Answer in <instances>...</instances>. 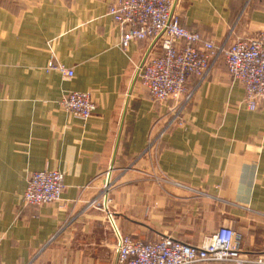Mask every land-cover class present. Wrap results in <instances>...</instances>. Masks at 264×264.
Instances as JSON below:
<instances>
[{
	"label": "crops",
	"instance_id": "crops-1",
	"mask_svg": "<svg viewBox=\"0 0 264 264\" xmlns=\"http://www.w3.org/2000/svg\"><path fill=\"white\" fill-rule=\"evenodd\" d=\"M117 1L0 0V264H119L120 235L199 246L222 227L246 255L264 254V106L247 108L220 60L182 125L146 151L168 109L139 71L160 40L123 50ZM173 10L217 46L264 32V0H174ZM73 91L92 95L88 121L61 107ZM46 169L64 174L61 200L25 207L29 176Z\"/></svg>",
	"mask_w": 264,
	"mask_h": 264
},
{
	"label": "built area",
	"instance_id": "built-area-1",
	"mask_svg": "<svg viewBox=\"0 0 264 264\" xmlns=\"http://www.w3.org/2000/svg\"><path fill=\"white\" fill-rule=\"evenodd\" d=\"M174 0H118L109 15L123 32L119 45L127 50L132 42L159 38L160 54L150 58L140 69L142 86L156 104L167 105V115L155 122L161 125L158 135H151L146 151L155 148L174 126L182 125L186 108L201 83L206 81L220 60L231 78L245 91L244 103L251 111L264 106V32L239 39L231 45L217 46L199 32L185 28L173 10ZM49 70L72 78L74 72L63 65H50ZM197 78L195 87L190 80ZM61 107L69 114L88 121L97 109L90 93L69 92L62 96ZM110 184L105 183L106 195ZM64 174L43 170L29 176L24 194L25 207H40L61 200ZM95 200L88 207H96ZM119 264H264V254L246 255L238 234L230 227L220 228L199 246L160 236L155 241L134 240L120 235Z\"/></svg>",
	"mask_w": 264,
	"mask_h": 264
},
{
	"label": "bare ground",
	"instance_id": "bare-ground-1",
	"mask_svg": "<svg viewBox=\"0 0 264 264\" xmlns=\"http://www.w3.org/2000/svg\"><path fill=\"white\" fill-rule=\"evenodd\" d=\"M109 182H110V178H108V180H107V184H109Z\"/></svg>",
	"mask_w": 264,
	"mask_h": 264
}]
</instances>
